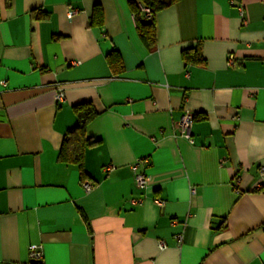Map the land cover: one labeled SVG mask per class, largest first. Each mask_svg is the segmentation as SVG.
<instances>
[{"label": "crops", "instance_id": "0c3cea01", "mask_svg": "<svg viewBox=\"0 0 264 264\" xmlns=\"http://www.w3.org/2000/svg\"><path fill=\"white\" fill-rule=\"evenodd\" d=\"M154 32L127 0H0V264H264V0H180ZM83 103L80 171L58 157Z\"/></svg>", "mask_w": 264, "mask_h": 264}, {"label": "trees", "instance_id": "16d2710c", "mask_svg": "<svg viewBox=\"0 0 264 264\" xmlns=\"http://www.w3.org/2000/svg\"><path fill=\"white\" fill-rule=\"evenodd\" d=\"M131 9L134 23L140 40L148 47L154 45L155 32L154 20L152 23L144 21L142 8H148L153 15L158 11L165 9L180 0H127ZM45 17L44 14L38 15V18ZM101 13L95 8L92 23H100ZM184 61L188 64L204 65V59L198 48L188 49L182 52ZM107 62L114 74H118L121 70V62L116 52H112L107 57ZM76 115V123L68 129L64 135L62 147L59 152V160L65 164H70L82 171L83 156L86 148L99 143L98 139L88 138L86 129L88 125L96 118V111L87 103H83L74 107Z\"/></svg>", "mask_w": 264, "mask_h": 264}, {"label": "built area", "instance_id": "2783aa9c", "mask_svg": "<svg viewBox=\"0 0 264 264\" xmlns=\"http://www.w3.org/2000/svg\"><path fill=\"white\" fill-rule=\"evenodd\" d=\"M143 18L144 21L147 23H152L154 20V15L152 11L148 8H142ZM75 14V11L68 13V18L70 19ZM232 59L230 58L228 63L229 65L232 64ZM54 101L57 103H61L65 99L64 91L57 87L54 91L53 95ZM193 125V118H191L188 115H185L182 117L176 124L177 129L179 131V134L182 138L186 139L189 143H193V139L191 137V128ZM145 162V161H144ZM110 168L106 167L104 169L105 172L109 171ZM262 172H264V169H262ZM134 183L138 188H144L146 185V177L143 173H136L134 176ZM83 189L86 193H89L91 189L93 188L92 184L89 182H83L82 183ZM156 203L159 207H162L163 202L160 200H156ZM176 240L178 243L182 242V235H177ZM165 247L163 242H160L159 248L163 249ZM28 255L31 262H40L42 260V253L40 249L37 246H30L28 248Z\"/></svg>", "mask_w": 264, "mask_h": 264}, {"label": "water", "instance_id": "95a60500", "mask_svg": "<svg viewBox=\"0 0 264 264\" xmlns=\"http://www.w3.org/2000/svg\"><path fill=\"white\" fill-rule=\"evenodd\" d=\"M32 264H39L40 262H31Z\"/></svg>", "mask_w": 264, "mask_h": 264}]
</instances>
